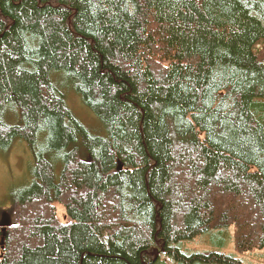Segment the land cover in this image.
Segmentation results:
<instances>
[{"label":"trees","instance_id":"16d2710c","mask_svg":"<svg viewBox=\"0 0 264 264\" xmlns=\"http://www.w3.org/2000/svg\"><path fill=\"white\" fill-rule=\"evenodd\" d=\"M18 140L0 264H243L200 241L264 248V0H0V150Z\"/></svg>","mask_w":264,"mask_h":264},{"label":"rangeland","instance_id":"374dc122","mask_svg":"<svg viewBox=\"0 0 264 264\" xmlns=\"http://www.w3.org/2000/svg\"><path fill=\"white\" fill-rule=\"evenodd\" d=\"M59 79H61V76H59ZM63 85L59 86L61 90L65 92L67 104L75 116H77L92 133L107 135L105 126L98 120L95 113L83 102L81 96L74 90L71 84L67 82L64 86ZM80 154L83 159L87 158L85 152H80ZM31 161L32 154L30 150L20 140H18L8 152L0 150V208H13L14 212L18 215V220L19 206L16 204V201L12 200L11 195L14 190L24 186L31 178ZM59 171L60 169L58 168L56 171L57 175ZM56 207L58 217L62 221H67L68 217L64 206L57 203ZM223 238L224 242L220 245L216 243V239L213 238V236L206 234L203 235L200 244L206 248L231 254L240 259L243 264H264V248L242 252L237 249L234 241L228 234Z\"/></svg>","mask_w":264,"mask_h":264},{"label":"water","instance_id":"95a60500","mask_svg":"<svg viewBox=\"0 0 264 264\" xmlns=\"http://www.w3.org/2000/svg\"><path fill=\"white\" fill-rule=\"evenodd\" d=\"M18 215L13 208H0V228L2 229V242L9 227H14L18 224ZM3 246V243H2Z\"/></svg>","mask_w":264,"mask_h":264}]
</instances>
